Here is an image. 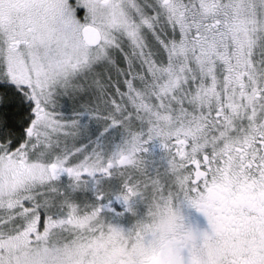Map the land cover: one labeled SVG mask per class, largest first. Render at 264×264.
I'll list each match as a JSON object with an SVG mask.
<instances>
[{"label": "snow or ice", "instance_id": "6c2138e0", "mask_svg": "<svg viewBox=\"0 0 264 264\" xmlns=\"http://www.w3.org/2000/svg\"><path fill=\"white\" fill-rule=\"evenodd\" d=\"M0 264H264V0H0Z\"/></svg>", "mask_w": 264, "mask_h": 264}]
</instances>
